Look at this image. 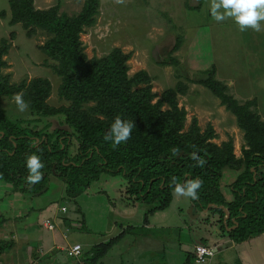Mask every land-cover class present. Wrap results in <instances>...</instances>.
Masks as SVG:
<instances>
[{
  "label": "trees",
  "instance_id": "16d2710c",
  "mask_svg": "<svg viewBox=\"0 0 264 264\" xmlns=\"http://www.w3.org/2000/svg\"><path fill=\"white\" fill-rule=\"evenodd\" d=\"M33 1L10 0L13 23L44 30L51 36L44 49L62 62L58 69L64 81L60 95L71 104L60 109L48 105L52 86L47 79L34 80L30 85H10L9 78L0 73V185L11 186L8 200L14 195L30 201L41 197L54 182L53 177L65 186L67 197L76 201L104 175L121 177L125 181L119 192L121 201L148 208L143 227L147 231L149 217L170 206L177 184L186 190L189 182L199 180L197 195L191 196L193 204L201 211L209 208L212 214L219 215L222 228H233L229 233L233 241L240 243L264 234V119L258 112L257 101L240 104L229 95L227 86L215 77L216 67L207 70L199 81L236 117L244 132L246 145L242 147L243 157L238 158L232 139L221 146L212 142L216 135L211 126L201 133L194 120L191 129L182 133L187 114L178 107L176 90H168L156 105L151 104L154 96L149 89L133 91L145 82V73L128 75L131 54L116 49L107 58L88 60L80 34L94 23L99 0H86L83 11L75 17L60 16L57 8L35 11ZM200 6L196 9L200 10ZM5 46L0 49V71L5 64L3 56L8 52ZM180 46L178 41L176 50ZM18 94L34 121L64 116L74 133L56 129L46 134L29 127L33 121L28 126L12 121L1 101ZM90 101H97L98 106L84 110L83 106ZM165 102L171 108L167 112L161 110ZM117 117L122 124L132 122L129 136L119 142L112 130ZM73 139L78 143L76 152L72 151ZM32 155L39 158L42 167L36 169L40 180L29 182L28 176L35 175L27 166ZM227 169L238 173L230 185V202L219 184ZM10 210L0 213V227L6 223L5 215ZM82 222L81 227L88 228L86 220ZM136 228L130 226L119 236L92 247L82 256V264H99ZM13 245L12 241L0 238V261ZM35 254L34 258L37 250Z\"/></svg>",
  "mask_w": 264,
  "mask_h": 264
},
{
  "label": "rangeland",
  "instance_id": "374dc122",
  "mask_svg": "<svg viewBox=\"0 0 264 264\" xmlns=\"http://www.w3.org/2000/svg\"><path fill=\"white\" fill-rule=\"evenodd\" d=\"M200 1L99 0V13L94 23L85 27L80 34V42L89 61L107 58L116 49L131 54L128 75L133 77L140 72L145 73V82L135 86L133 91L149 89L154 96L151 104L156 105L168 90H176L178 107L185 109L187 114L182 133L188 132L194 120H197L201 133L209 126L214 129L216 138L212 140L213 143L221 146L232 139L236 157L241 158L246 140L236 117L199 81L206 76L207 70L216 67L215 77L227 86V93L240 104L256 100L258 112L264 119V20L258 21L259 30L245 26L241 31L233 17H225L222 21L212 17L211 5L214 0ZM85 3L86 0H34L33 7L35 11L57 8L60 16L66 14L75 17L83 11ZM199 6L201 9L197 10ZM216 11L223 14L225 10L218 8ZM50 39L51 36L44 30L13 23L10 0H0V49L8 46V52L2 59L5 64L1 68V75L9 78L10 85H30L34 80H49L52 90L47 103L60 109L71 103L60 95L64 81L58 69L62 62L48 55L44 49ZM178 41L181 46L176 50ZM18 95L21 97V94ZM16 96L1 101L2 108L12 121L22 122L24 126L33 121L29 127L43 130L46 134L56 129L74 133L64 116L34 121L28 107L23 111L19 109ZM97 106V101H90L83 107L87 110ZM170 109L165 102L161 110L167 112ZM72 142V151L76 152L78 143L76 139ZM237 174L231 169L224 171L220 189L226 190L227 185L234 183ZM51 178L54 182L49 190L33 201L14 194L10 201L8 193L11 186L0 185V213L11 208L6 212V223L0 227V238L14 243L0 264L30 263L37 249L52 255L48 258L44 254V260L47 258L45 263L42 260V264H69L65 251L58 250L53 241L46 243L41 239L37 242L47 219L54 223L55 231L46 234L53 236L56 245L67 247L78 243L85 252L119 236L130 226L137 227L130 230L131 233L116 244L99 264H147L151 258L141 260L142 245H145L147 235L143 228L146 206L121 201L123 198L119 192L125 182L121 177L104 175L76 201L67 197L61 182ZM182 194L185 201H174L172 208L166 210L167 215H176L175 218L186 223L189 221L193 229L196 225L204 227L202 220L191 218V206H188L191 196L186 194V190ZM63 207L67 212H62ZM83 220H86V229L81 227ZM175 223L179 226L178 219ZM156 234L160 238L149 242V245L161 248V251L167 249L171 255L166 257L169 264H182L187 256L177 246L180 230L168 229ZM248 247L255 264H264V258H260L257 250L264 248V239L254 240ZM132 249L139 252L137 256L129 255ZM152 260L155 261L153 264H160L164 256L157 255Z\"/></svg>",
  "mask_w": 264,
  "mask_h": 264
},
{
  "label": "crops",
  "instance_id": "0c3cea01",
  "mask_svg": "<svg viewBox=\"0 0 264 264\" xmlns=\"http://www.w3.org/2000/svg\"><path fill=\"white\" fill-rule=\"evenodd\" d=\"M230 185H227L228 187L226 188V190H223V193H225L224 196L226 197L228 202L233 200V194L231 192ZM174 201H175V203L185 201L183 199V194L182 193L178 194L176 192H173V199H172L170 206L167 209L162 210V211H158L149 217L148 224L145 225V227H146L145 229H147V231H148V232H146L147 235L145 236L146 238L144 239L145 245L141 244L143 247V250H141L142 254H143V255H141L142 256L141 260H145V258L146 259L147 258L152 259V257L154 259V257H156L157 255H163L164 260L162 262H160V264H169L166 257L167 256L170 257L171 255H170V253H167V249L161 251V248L157 249L154 247V245H151V244L149 245V242H153V240L157 241L158 238H160L156 233L160 234L161 231H166L168 229L178 228L180 230V236H179L177 246H179L180 251H183L187 256L182 264H198L196 262V258H195V249L197 246H204V247L213 248L215 251L214 257L211 258L205 264H255L256 263L253 261L252 254H251V251H250L248 246L254 240L264 239V234L250 238L244 242L236 243L229 236V233L233 230V228L226 229V230L224 228H222L221 224L218 223L220 220L219 215L212 214V212L209 210V208L204 210V211L197 209L194 206V204L190 198L188 206L189 207L191 206L189 212L191 213L192 220L193 219L202 220L203 223L205 224L204 227L200 226L201 228L197 227V225H196L195 229H193L192 226H190L189 221H188V223H186L185 221L180 220V218H175L176 215H174V217L167 215L166 212L172 208L171 206H172V203ZM186 202H187V200H186ZM145 208L147 211V206ZM176 219H178V221H179V226H178V223L177 224L175 223ZM136 224H138V221L136 222ZM43 228L44 229L42 230V233H41L42 235L39 236V239L37 242H40L42 240H44L45 242L46 241H48V242L53 241L54 245L57 246L58 250H66V249L71 247V245H68L67 247L66 246L63 247V246H60L58 244L56 245L55 239L53 238V236L50 237L46 234L48 231H50V232H52V231L47 229L46 227H43ZM207 228H209L210 230ZM54 231L55 230H53V232ZM75 244H78V243H75ZM37 245H40V244H37ZM257 250H258V253L260 254V258L261 259L264 258V248H258ZM83 251H84V249H83ZM88 251H86V252H88ZM137 253H139V252H136L132 249V251L129 255H131L132 257H135V256H137ZM37 254H38L37 257L33 258L31 261L39 258V259L43 260V262H44V261H46L47 257L49 258L52 256L51 254L48 255V252L42 251V249H40V250L37 249ZM44 254H47L46 255L47 257H45V260L43 258ZM64 254L66 255L65 257L69 260L68 261L69 264H75V263H73V261H71L67 257L66 252H64ZM107 255H109V253ZM151 259L147 262V264H153L155 262L154 260L151 261ZM135 263H137V262H134L132 264H135ZM27 264H29V263H27ZM41 264H42V262H41Z\"/></svg>",
  "mask_w": 264,
  "mask_h": 264
},
{
  "label": "clouds",
  "instance_id": "9594fccd",
  "mask_svg": "<svg viewBox=\"0 0 264 264\" xmlns=\"http://www.w3.org/2000/svg\"><path fill=\"white\" fill-rule=\"evenodd\" d=\"M218 8H223L225 11L223 14L216 11ZM211 15L216 21H222L225 17H233L235 22L240 26L241 31L245 29V26H251L254 30H259L260 25L258 21L264 20V0H219L211 5ZM18 107L23 111L27 105L22 98L17 95L15 97ZM132 129L131 122L121 123L119 117L116 118V123L112 126V130L116 133L115 141L119 142L125 140ZM105 139H108L105 136ZM39 158L36 155L29 156L27 159V166L32 173L35 175L28 176V181L40 180V174L36 173V169L42 167L41 163L38 162ZM200 164L203 161L200 160ZM201 186L199 180L189 182L186 188V194L195 197L197 193L195 189ZM176 193H185V189L177 184L175 189ZM84 253H86L84 251Z\"/></svg>",
  "mask_w": 264,
  "mask_h": 264
},
{
  "label": "built area",
  "instance_id": "2783aa9c",
  "mask_svg": "<svg viewBox=\"0 0 264 264\" xmlns=\"http://www.w3.org/2000/svg\"><path fill=\"white\" fill-rule=\"evenodd\" d=\"M62 212H67L65 207L62 208ZM47 229L53 231L55 229L54 223L47 219L44 225ZM67 254V257L73 261L75 264H82V256L84 255V251L82 245L74 244L70 248L64 250ZM215 255V251L213 248L204 247V246H197L195 249V258L198 264H205ZM41 259H36L31 261L29 264H41Z\"/></svg>",
  "mask_w": 264,
  "mask_h": 264
}]
</instances>
